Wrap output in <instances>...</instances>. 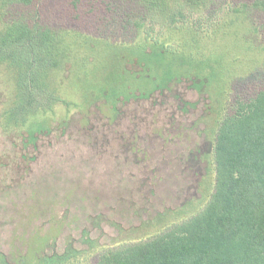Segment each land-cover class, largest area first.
<instances>
[{
  "label": "rangeland",
  "instance_id": "1",
  "mask_svg": "<svg viewBox=\"0 0 264 264\" xmlns=\"http://www.w3.org/2000/svg\"><path fill=\"white\" fill-rule=\"evenodd\" d=\"M6 3L5 39L21 11ZM31 12L66 58L39 98L51 111L9 133L18 71L0 55V251L35 257L49 236L43 253L71 242L65 264H95L207 201L220 113L264 89V0H40Z\"/></svg>",
  "mask_w": 264,
  "mask_h": 264
},
{
  "label": "trees",
  "instance_id": "2",
  "mask_svg": "<svg viewBox=\"0 0 264 264\" xmlns=\"http://www.w3.org/2000/svg\"><path fill=\"white\" fill-rule=\"evenodd\" d=\"M39 1L8 0L4 5L5 10L9 4L21 9L10 19L13 34L0 38V55L18 71L15 101L2 123L9 133L51 111L40 107L39 98H52L50 76L65 65L56 36L31 12ZM212 166V192L199 210L149 238L99 250L95 264H264V89L223 108ZM87 234L82 231L84 242ZM54 243L49 236L39 238L35 257L27 251L9 259L0 251V264H65L72 243L62 253H43Z\"/></svg>",
  "mask_w": 264,
  "mask_h": 264
}]
</instances>
